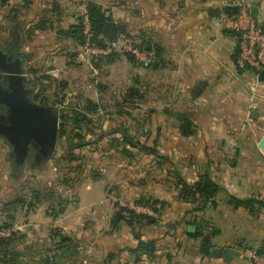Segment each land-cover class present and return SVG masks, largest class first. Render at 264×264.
I'll return each instance as SVG.
<instances>
[{
  "label": "crops",
  "instance_id": "crops-1",
  "mask_svg": "<svg viewBox=\"0 0 264 264\" xmlns=\"http://www.w3.org/2000/svg\"><path fill=\"white\" fill-rule=\"evenodd\" d=\"M90 1L125 25L118 34L139 37L152 61L120 51L81 59ZM243 3L264 23V0H0V50L21 61L31 99L67 127L52 155L61 173L52 157L41 165L56 170L44 196L34 194L33 162L8 183L11 148L0 139V227L15 232L11 263L0 251V264H249L248 250L264 242V205L227 200L264 198V76L237 65V34L219 21ZM72 114L90 121L79 128ZM78 132L81 144L62 136ZM204 175L221 188L214 206L199 209L181 184ZM136 205H150L152 220L130 216ZM208 229L218 232L203 253L196 234ZM139 238L154 239L155 250L135 248Z\"/></svg>",
  "mask_w": 264,
  "mask_h": 264
},
{
  "label": "water",
  "instance_id": "water-1",
  "mask_svg": "<svg viewBox=\"0 0 264 264\" xmlns=\"http://www.w3.org/2000/svg\"><path fill=\"white\" fill-rule=\"evenodd\" d=\"M251 9L252 14L256 15L255 8ZM209 11L217 15L221 8L210 7ZM225 11H230L228 5ZM103 31L107 36L116 38L118 33L125 31V25L109 20L105 22ZM263 76L264 69L259 71V78ZM30 92L21 61L11 60L7 53L0 50V103L8 108V114L0 119V135L11 145L10 155L16 169L22 165L31 148L35 150L36 160L48 157L54 149L62 124L54 107L33 101ZM258 201L264 205V198H258ZM215 252L227 256L234 254V249L217 247Z\"/></svg>",
  "mask_w": 264,
  "mask_h": 264
},
{
  "label": "built area",
  "instance_id": "built-area-1",
  "mask_svg": "<svg viewBox=\"0 0 264 264\" xmlns=\"http://www.w3.org/2000/svg\"><path fill=\"white\" fill-rule=\"evenodd\" d=\"M222 25L237 34L235 62L240 67H250L258 75L264 67V23L258 21L250 12L249 4H242L236 13H222ZM82 40L78 50L81 59L88 62L106 57L114 52L131 54L137 61H152L151 53L141 46V39L130 34H118L116 38L107 37L103 42L94 40V31L87 11L81 17ZM137 211L152 214L150 205H136ZM12 227L0 228V236L13 233ZM248 253L249 264H264V244L252 246Z\"/></svg>",
  "mask_w": 264,
  "mask_h": 264
},
{
  "label": "trees",
  "instance_id": "trees-1",
  "mask_svg": "<svg viewBox=\"0 0 264 264\" xmlns=\"http://www.w3.org/2000/svg\"><path fill=\"white\" fill-rule=\"evenodd\" d=\"M87 13L89 15L91 25L94 31V40L97 42H103L104 38H106L103 35V26L105 22L107 21V16L104 13V10L102 7L95 3L90 1L87 5ZM78 32L80 35V38L82 40V31H81V20L79 22V28ZM80 115V113H78ZM72 122L78 123L77 125H80V121H83L84 123H87L90 121L89 118H87L85 115L81 114V117L79 118L78 115L72 114L71 116H68ZM64 120H67L65 117H63ZM67 122V121H66ZM83 125V124H81ZM81 125L79 128H81ZM62 133L64 132V128L60 129ZM72 135V134H71ZM71 135L69 133L65 134L66 141H68L70 144L78 143L81 144L84 139V134L81 132L74 133V138H77V141L74 142L73 139L71 138ZM72 152H70V156ZM73 157V156H72ZM221 188V186L214 182L211 178H209L207 175L202 176L199 180L194 181L193 183H187L186 181H183L181 184V194L191 200H199V206L198 208H202L203 206L206 205L207 202H210L212 206L216 204V200L214 198L216 192ZM156 200H153L152 203L156 204ZM227 202L229 204H232L233 206H246L250 209H253V206L255 203L261 204L256 197H238L235 195L230 194L228 197ZM151 203V206L154 204ZM127 213L130 216L134 217H141V218H146L147 220H152L153 216L148 215L146 213L142 212H135L131 209H126ZM6 227L9 226L8 224L1 225V227ZM218 232L217 229H208L207 231H202L198 230L197 231V236H202V242H201V251L203 253H208L209 252V247L212 245L211 241V236L216 234ZM15 232L11 233L9 236H0V251L1 254L4 256L3 261L10 262L11 258L7 257V255H10L8 243L11 242V239L13 238ZM264 244V242L262 243ZM135 248H141V249H146L149 252H153L155 250V241L154 239H141L139 238L137 241V245ZM15 254V253H14ZM12 255V253H11ZM7 257V258H5ZM11 263V262H10Z\"/></svg>",
  "mask_w": 264,
  "mask_h": 264
},
{
  "label": "rangeland",
  "instance_id": "rangeland-1",
  "mask_svg": "<svg viewBox=\"0 0 264 264\" xmlns=\"http://www.w3.org/2000/svg\"><path fill=\"white\" fill-rule=\"evenodd\" d=\"M38 92H40V94H42L43 95V97L44 98H46L47 100H48V97H47V91L45 92V91H43V89L42 88H38ZM47 102V101H46ZM50 102H52V101H50ZM61 126L62 125H60L59 127L61 128ZM62 128H64V130L67 128V127H65V126H62ZM59 130V129H58ZM71 135V134H70ZM62 136H65V134H62ZM71 138H74V135H71ZM0 139H1V141H3V143L5 144V145H9L10 146V148H11V145L5 140V138L3 137V136H0ZM4 141H6V143L4 142ZM60 141H62V138L61 139H57L56 140V144H55V146H54V149H53V151H52V153H50L49 154V156L48 157H46V158H44V159H42V160H37L36 162H33L32 164H34L33 165V167H34V170H33V172L35 173V174H38V175H41V177H38V181H36L35 182V188L33 189L34 190V194H37V192H38V195L40 194V195H42V196H44V195H46L47 193H50L51 192V189L48 187V184H47V180H48V178H49V173H51L52 171L54 172V171H56V170H53V169H51L49 172H48V167L45 169V171L44 172H42V170H44V169H42L43 167H41V165H43L44 164V162H45V159H47V158H49V157H52V155L53 154H55L58 150L56 149V147L59 145L58 144V142H60ZM8 143V144H7ZM10 151V150H9ZM31 151H34V153H35V150L33 149V148H31ZM4 153V152H3ZM7 156H9L10 157V161L8 160V161H6V159H5V157L3 156V161H6L5 163L8 165V169H9V172L7 173V175L5 174L4 175V177L5 178H7V180H8V183L12 180L13 181V175L14 174H16L17 175V173H26V172H28L29 170L27 169V167L25 166V168L22 170V172L20 171L21 170V168L24 166V165H28V164H30L31 162V160L30 159H32V157H33V154L32 153H30L28 156H26V157H28L27 158V161L26 160H24V162L22 163V165L19 167V169H14L16 166H15V164H13L12 163V158H11V155H7ZM35 157V156H34ZM54 160H55V162L57 163V171H58V173H61V171H62V166L64 165V162H61L60 160H57L56 159V155L54 156V157H52ZM26 159V158H25ZM30 160V161H29ZM26 161V162H25ZM10 163V164H9ZM4 164V163H3ZM5 164V165H6ZM48 165L50 166V168H51V165L52 164H49L48 163ZM37 166H39V167H37ZM23 173V174H24ZM61 175V174H60ZM23 181H25V179L23 180ZM43 185H46L45 186V188H43V187H41V186H43ZM26 187V183L24 182L23 184H22V188H25ZM43 188V189H42ZM47 188H49V189H47ZM0 205H2L1 203H0ZM5 223H10V222H5ZM6 227H10V226H6ZM6 227H0V228H6ZM43 251L41 250L40 251V253H42Z\"/></svg>",
  "mask_w": 264,
  "mask_h": 264
},
{
  "label": "flooded vegetation",
  "instance_id": "flooded-vegetation-1",
  "mask_svg": "<svg viewBox=\"0 0 264 264\" xmlns=\"http://www.w3.org/2000/svg\"><path fill=\"white\" fill-rule=\"evenodd\" d=\"M4 87H6L5 85H4ZM8 114V108H7V106L5 105V104H3V103H0V119H2L3 118V116L5 117L6 115ZM0 136H2V135H0ZM4 137V136H3ZM30 153H32L33 154V157H32V159H30L29 161L30 162H36L37 160L35 159V153H34V151H31V149H29V152H28V154H27V156L30 154ZM27 158L28 157H26V161H27ZM25 161V162H26ZM13 162H14V160H13Z\"/></svg>",
  "mask_w": 264,
  "mask_h": 264
}]
</instances>
